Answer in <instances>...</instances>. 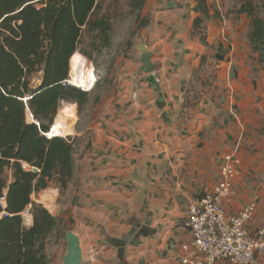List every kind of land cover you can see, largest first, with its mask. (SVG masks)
I'll return each instance as SVG.
<instances>
[{
  "label": "crops",
  "instance_id": "1",
  "mask_svg": "<svg viewBox=\"0 0 264 264\" xmlns=\"http://www.w3.org/2000/svg\"><path fill=\"white\" fill-rule=\"evenodd\" d=\"M172 2L176 9L162 16L165 26L156 25L146 35L150 46L144 45L155 70L140 74L139 62L134 77L128 64L121 99L89 126L90 135L81 145H74V175L63 193L66 204L62 209L54 204L57 188H51V206L44 204L78 235L82 264H179L177 247L190 240L184 226L187 206L213 188L222 157L234 150L240 165L225 211L236 213L259 196L250 228L264 224V177L250 157L253 149L264 147V139L253 132L243 135L261 120L251 103L256 91L244 74L248 59L235 52L233 59L208 62L217 73V81H212L227 88L222 98H229L230 106L205 110L184 105L192 71L204 66L202 56L211 46L200 44L193 33L194 19L200 15L195 0ZM213 14L201 23L206 22L208 37L213 29L207 21ZM230 66L238 75L221 84ZM218 95L219 90L213 99ZM144 224L147 231L137 235ZM134 225L138 228L121 255L110 240L121 238Z\"/></svg>",
  "mask_w": 264,
  "mask_h": 264
},
{
  "label": "trees",
  "instance_id": "2",
  "mask_svg": "<svg viewBox=\"0 0 264 264\" xmlns=\"http://www.w3.org/2000/svg\"><path fill=\"white\" fill-rule=\"evenodd\" d=\"M145 2L128 0L133 11H141ZM195 2L200 15L193 30L204 33L201 23L211 11L206 0ZM102 3L0 0V264H49L46 239L59 220L31 195L51 182L64 193L74 175L73 142L46 133L62 101L80 108L88 98V91L65 80L84 32L95 46L96 41L109 45L112 25L99 13ZM257 8L247 0L238 9L250 18L247 38L253 51L264 43V18ZM37 73L40 81L33 83ZM28 206L32 223L26 226L21 213Z\"/></svg>",
  "mask_w": 264,
  "mask_h": 264
},
{
  "label": "rangeland",
  "instance_id": "3",
  "mask_svg": "<svg viewBox=\"0 0 264 264\" xmlns=\"http://www.w3.org/2000/svg\"><path fill=\"white\" fill-rule=\"evenodd\" d=\"M168 1L173 0H146L141 11H133L128 4V0H103L99 13L107 14L110 19L112 25V29L109 32L110 42L108 46L101 47L96 41V47L94 43H92L90 34L87 32L83 33L78 44L76 57L70 61L68 78L70 77V79H72V74L75 72L74 70L72 71V66L76 67L80 64L82 68H85L86 78L90 73L93 74L94 83L90 89L73 84L82 90L85 89V91H88V98L80 108L72 101L61 102L53 123L57 121L58 115H63L65 117L69 116L70 118H66L67 124H64L65 128L62 127L57 133L58 135L69 137L75 147L81 145L85 141L84 139L90 135V130H88L89 126L101 117H104L105 113L115 105V102H119L122 96L121 92L124 89L123 80L126 78L125 73L128 64L130 63L131 67H133L132 76L135 77L139 73L135 69L139 64L140 56V53L136 50V45L146 44L150 46V40L146 36L148 31L150 33V31H152L151 28L156 25L165 26L166 19L162 16L164 13L176 9L175 6L173 8L167 7ZM206 1L209 10L214 14L211 15L213 20L210 19L212 23H210V20L205 21L211 24L209 29H213V32L210 37H208L206 33L204 34L201 32L200 29L193 30V33L201 40L200 44L204 43L207 46L210 45L211 49L206 50V53L202 56L204 66L192 71L187 86L188 96L184 101V105L187 107L198 105V108L203 107L205 110L213 107V105H215V107L219 106L225 108V104H229V98L228 100L222 98V93H224L227 88L224 89L223 86H218L217 83L212 81L214 79L217 81V73L212 67L210 68V66H208V62H210L211 58L230 60L231 58H235V52H238V55L240 54V56H244L248 59V70H246L244 74L250 76L248 82L252 85V91H256L255 95L252 93L254 96L251 98V103L254 106L253 108L257 110V117L261 118V120H257L256 123H253V127L248 126V129L246 128V130H244L245 133L243 135L246 136L247 132H253L264 139V43L260 44L259 51H253L247 41V29L249 30L250 18L244 13H238V9L242 5V2L247 0ZM252 1L253 4H256L258 7L256 11L258 10L257 12L264 18V0ZM144 21H148L146 26H142ZM205 23L202 25L203 29H205ZM202 38H204V42ZM147 51L150 50L147 49ZM246 51L250 52V58L245 55ZM101 70L104 72L102 77L99 75ZM237 75V70H235L233 66H230V68L223 73L221 84L223 83V79L232 81ZM39 77V73L35 74L33 83H39ZM138 84L139 82L137 85ZM217 90H219L220 93V96L218 95L219 99H213L214 92ZM66 109L69 111H66ZM203 109H201L202 112ZM26 119L28 122L33 121L29 113L26 115ZM52 127L53 126H51L50 131ZM50 131L48 133H50ZM80 131H83L81 135ZM250 157L255 159L254 161L257 162V165L261 167L259 172H262L264 177V147L253 149ZM6 174L10 178V172L6 171ZM53 186L54 182H51L48 188L38 193H32L31 199L37 203H41L43 206L45 204L47 207H50V201H52L53 193H55L51 191V188L56 189ZM254 200H256L257 205H259L261 198L258 196ZM262 200L264 201V196ZM54 204H58L59 207L57 208L62 209L66 204V196L59 192L57 201ZM29 209L30 206L21 213L23 224L26 226L32 223ZM47 209L51 210L52 208ZM64 231H69L68 227L59 222L46 239V254L50 264L53 262L54 264H62L66 248Z\"/></svg>",
  "mask_w": 264,
  "mask_h": 264
},
{
  "label": "built area",
  "instance_id": "4",
  "mask_svg": "<svg viewBox=\"0 0 264 264\" xmlns=\"http://www.w3.org/2000/svg\"><path fill=\"white\" fill-rule=\"evenodd\" d=\"M65 82L69 84L67 79ZM239 165L236 150L225 154L213 188L188 204L184 226L190 240L177 247L179 264H264V224L250 228L256 200L236 213H227L224 208Z\"/></svg>",
  "mask_w": 264,
  "mask_h": 264
},
{
  "label": "water",
  "instance_id": "5",
  "mask_svg": "<svg viewBox=\"0 0 264 264\" xmlns=\"http://www.w3.org/2000/svg\"><path fill=\"white\" fill-rule=\"evenodd\" d=\"M173 6L174 3L171 1L168 4V7L172 8ZM138 51L140 52V67L138 71L140 73H152L155 70V67L151 61V52L147 51V48L144 44L138 45ZM34 170L36 169L34 168ZM146 226L147 224L140 226V231H138L137 235L144 234V232L147 231ZM137 228V225L132 226V228L127 233L121 236V238L111 239L110 244L116 247L118 252L122 255L126 243L132 239L133 233ZM64 237L66 240V248L62 259V264H82V248L78 235L69 230L65 232Z\"/></svg>",
  "mask_w": 264,
  "mask_h": 264
},
{
  "label": "bare ground",
  "instance_id": "6",
  "mask_svg": "<svg viewBox=\"0 0 264 264\" xmlns=\"http://www.w3.org/2000/svg\"><path fill=\"white\" fill-rule=\"evenodd\" d=\"M75 71L73 74H72V79H70V77L67 79L69 81V84L73 85V84H77L79 86H83V87H87V89H90L91 86H93V83H94V76L93 74L91 73V76L89 75L87 78L85 77L86 75V72H85V68H82V66L79 64L77 65L76 67L75 66H72V71ZM84 84V85H82ZM75 86V85H74ZM82 87V88H83ZM84 89V88H83ZM85 90V89H84ZM63 102V101H62ZM57 121L51 125L53 126L50 133H46V136L48 137H51V136H57L58 132L60 131V129L62 127H64V124L66 123V118H70L69 116L68 117H65L63 115H58L57 116ZM67 124V123H66ZM65 128V127H64ZM62 131V130H61ZM64 131V129H63ZM51 199V198H50ZM48 202V201H47ZM51 202V201H50Z\"/></svg>",
  "mask_w": 264,
  "mask_h": 264
},
{
  "label": "clouds",
  "instance_id": "7",
  "mask_svg": "<svg viewBox=\"0 0 264 264\" xmlns=\"http://www.w3.org/2000/svg\"><path fill=\"white\" fill-rule=\"evenodd\" d=\"M99 75L102 77L104 75L103 70L100 71Z\"/></svg>",
  "mask_w": 264,
  "mask_h": 264
},
{
  "label": "snow or ice",
  "instance_id": "8",
  "mask_svg": "<svg viewBox=\"0 0 264 264\" xmlns=\"http://www.w3.org/2000/svg\"><path fill=\"white\" fill-rule=\"evenodd\" d=\"M91 76V73L89 74ZM94 79V78H93ZM66 111H69L68 109H66Z\"/></svg>",
  "mask_w": 264,
  "mask_h": 264
}]
</instances>
